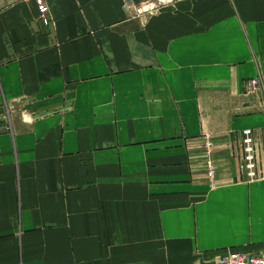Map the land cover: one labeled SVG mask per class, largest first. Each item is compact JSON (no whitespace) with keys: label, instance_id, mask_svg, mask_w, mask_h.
Instances as JSON below:
<instances>
[{"label":"crops","instance_id":"1","mask_svg":"<svg viewBox=\"0 0 264 264\" xmlns=\"http://www.w3.org/2000/svg\"><path fill=\"white\" fill-rule=\"evenodd\" d=\"M47 6L0 0V264L264 255V0Z\"/></svg>","mask_w":264,"mask_h":264},{"label":"built area","instance_id":"2","mask_svg":"<svg viewBox=\"0 0 264 264\" xmlns=\"http://www.w3.org/2000/svg\"><path fill=\"white\" fill-rule=\"evenodd\" d=\"M18 1H21L24 3H33L37 9L38 20L44 25H49L50 18L48 15L47 0H18ZM244 86H245V89H247L248 91H253L257 87H264V82L260 76L252 77L245 82ZM242 145H243V148H242L243 149V152H242L243 153V162H244V170H245L246 177L248 180L257 179L260 176H259L258 168H257L255 143H254V139L251 136L250 130H245L243 132ZM210 150L211 149H210V146L208 144L207 145L206 163L209 164V166H208L209 167V174L212 176L213 171H215V167L213 166L214 162L211 158ZM252 257H256V256L252 255ZM249 258H251V257L247 256L246 258H244V260L239 259L238 264H264V262H262V260H264V259L260 260L259 258H255L256 260H253L250 262ZM123 264H126V263H123Z\"/></svg>","mask_w":264,"mask_h":264},{"label":"rangeland","instance_id":"3","mask_svg":"<svg viewBox=\"0 0 264 264\" xmlns=\"http://www.w3.org/2000/svg\"><path fill=\"white\" fill-rule=\"evenodd\" d=\"M200 141V140H198ZM201 155L204 157V161H206V156H207V146L205 144V141H202L201 140ZM209 146H210V155L211 157L212 156V151H213V148H212V145L211 143H208ZM207 144V145H208ZM197 148H200L199 147V144L196 145ZM243 145L239 148L236 149V155H238V158H237V161L239 162L238 164V168H239V171H240V174L242 177L240 178H247L246 175H245V170H244V162H243ZM235 155V156H236ZM256 161H257V168H258V173H259V176H263L264 175V159L261 158V154L258 152V150L256 149ZM209 164L205 162V171L204 173H206V177H207V180L208 181H213L215 179V171H213V175L211 176L209 174ZM215 167V165H213ZM214 170V169H213ZM253 256H256V257H252ZM247 256L251 257L249 258L250 259V262L253 261V260H256L255 258H259L260 260L261 259H264V255L263 254H258L257 252L255 251H252V250H233V249H229L227 251H225L222 255L218 256L217 259H216V264H238L239 263V259H243L246 258ZM263 257V258H262ZM249 261V260H248ZM262 262H264V260H262ZM261 262V263H262Z\"/></svg>","mask_w":264,"mask_h":264},{"label":"bare ground","instance_id":"4","mask_svg":"<svg viewBox=\"0 0 264 264\" xmlns=\"http://www.w3.org/2000/svg\"><path fill=\"white\" fill-rule=\"evenodd\" d=\"M246 175V174H245ZM246 180H248L247 178H246ZM254 180V179H253Z\"/></svg>","mask_w":264,"mask_h":264}]
</instances>
